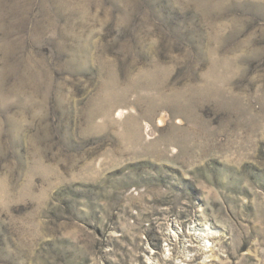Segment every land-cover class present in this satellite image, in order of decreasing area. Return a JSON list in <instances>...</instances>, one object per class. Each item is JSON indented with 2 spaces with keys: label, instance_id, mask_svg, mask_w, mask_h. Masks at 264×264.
<instances>
[{
  "label": "rangeland",
  "instance_id": "1",
  "mask_svg": "<svg viewBox=\"0 0 264 264\" xmlns=\"http://www.w3.org/2000/svg\"><path fill=\"white\" fill-rule=\"evenodd\" d=\"M0 264H264V0H0Z\"/></svg>",
  "mask_w": 264,
  "mask_h": 264
}]
</instances>
